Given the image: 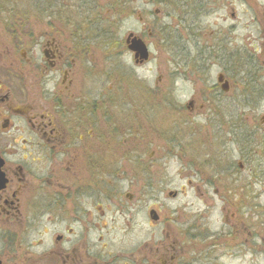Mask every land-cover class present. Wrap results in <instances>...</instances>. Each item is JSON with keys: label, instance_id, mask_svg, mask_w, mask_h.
<instances>
[{"label": "flooded vegetation", "instance_id": "af4514ba", "mask_svg": "<svg viewBox=\"0 0 264 264\" xmlns=\"http://www.w3.org/2000/svg\"><path fill=\"white\" fill-rule=\"evenodd\" d=\"M253 1L112 0L104 8L94 0H0V264H230L223 260L235 256L237 264H264L255 192L256 182L264 185V60L221 62L214 82L205 55L192 69L205 87L186 105L177 81L187 68L157 64L153 86L147 76L152 39L187 49L191 40L210 54L221 39L199 45L176 29L237 17L262 25L264 0ZM130 33L148 46V59L128 49ZM232 99L241 110L235 118ZM207 104L222 146L235 127L244 134L250 210L229 235L235 254L225 232L212 230L216 205L186 194L196 185L203 202L201 188L222 179L206 172L215 164L190 116Z\"/></svg>", "mask_w": 264, "mask_h": 264}, {"label": "rangeland", "instance_id": "374dc122", "mask_svg": "<svg viewBox=\"0 0 264 264\" xmlns=\"http://www.w3.org/2000/svg\"><path fill=\"white\" fill-rule=\"evenodd\" d=\"M97 1L99 6L106 7V5L112 4V0H94ZM95 3V5L97 4ZM252 2H254L252 0ZM247 8H250L247 5ZM245 6H236V10L238 14L239 10L245 9ZM228 11L231 9L228 7ZM223 12V11H222ZM244 13V12H242ZM111 20H114L111 18ZM134 20V19H133ZM263 24L256 23L255 21L246 19L241 20L235 18V20H227L225 22H216L212 19H209L207 23L203 24V26H193L188 28L176 29L179 31V36L187 37L190 34L194 38H199L197 41L199 45L203 42L206 44L222 41V50L224 49V56H221L218 52L212 53V57H209L211 62L215 64L214 68L211 70V75L213 77L214 82H217V73L221 69L219 65L222 63H232L237 64L238 62H244L252 59H261L264 60V20H261ZM132 21H128L127 25L131 24ZM135 23V21L133 22ZM103 26L111 25L109 21L102 24ZM174 29L166 30L171 34V37L175 36L176 33ZM124 30H120V35H126L123 33ZM158 32V31H154ZM189 35V36H190ZM198 35V36H197ZM207 35V36H206ZM202 39V41H201ZM170 41V40H169ZM190 44L186 45L190 49L184 48V42L180 43L178 40L171 42H163L162 40L152 39V44L150 46L152 51L151 62L147 65L149 70H152L147 73L148 79L151 81V86H153L155 79L158 77L159 72L156 67L157 64H162L160 69H169L173 67L187 68L179 76V80L177 81L178 88L181 91V99L183 103L186 105V102L189 98H191L195 94L196 87H205V83L196 84L193 79L194 73L192 69L195 66L204 65L205 55H209L206 50L205 54H201L197 51V46L189 41ZM254 51H257L255 53ZM227 52V54H226ZM204 55V56H203ZM256 56V58H255ZM124 60L128 61L132 69H136L134 63L132 62V58L129 55H125ZM174 62H176L174 64ZM177 62H179L177 64ZM192 71H191V70ZM185 72V73H184ZM184 73V74H183ZM204 84V85H203ZM230 95L237 96V91L235 88H232L230 91ZM236 98V97H235ZM239 102L232 99L230 103H228V111L234 115V118L241 113L239 108ZM223 109V104L221 105ZM224 110V109H223ZM227 113V109L225 110ZM213 111L209 110V105L207 104L202 109H199L196 106L194 113L190 114L188 109H185V115L190 114V116L196 117V122L198 124L197 131L201 132V135L198 136V139L203 143L198 144L203 146L202 153L210 152L209 155L212 158V163L214 168L207 169L206 172L209 174L213 172L214 169L221 174V181L219 180L217 183H211V185L207 184L201 188V192L203 193V202L199 198H195V191L197 190L196 185H188L186 187V194L190 192L193 194V200L198 201L200 205H216V207L210 209V222L212 230L225 232L226 237H228V250L230 254H235L232 250H235V239L233 237H229L230 234L234 233L235 227H233L234 223L238 221L239 216H247L249 215L250 203L248 196V188L246 184L247 180V164L244 157L243 151V129L241 127L234 128L233 131L227 135H225L226 145L222 146L220 142H218L216 132L214 128H216L213 120L211 119V114ZM264 114V105L261 106L259 111V116ZM235 120V119H234ZM264 127V126H263ZM189 128V126H187ZM260 138L264 139V130L259 131L257 133ZM246 135V133H245ZM218 142V143H217ZM219 144V145H218ZM240 164H243V167L240 169ZM210 173V174H211ZM232 174V175H231ZM237 179V180H236ZM210 179L207 180V182ZM186 179L182 181H177V185L181 183H186ZM245 185V188L244 186ZM242 186L244 188V192H239L240 189L235 190L237 187ZM217 190V193H216ZM235 190V191H234ZM255 192L257 193V200L259 208H257V214L259 218H264V185L260 182H256ZM261 195V196H258ZM207 203H206V202ZM234 239V240H233ZM236 257V256H235ZM235 257L225 258L223 262H229L230 264H237L238 260ZM245 264H249L248 261Z\"/></svg>", "mask_w": 264, "mask_h": 264}, {"label": "water", "instance_id": "95a60500", "mask_svg": "<svg viewBox=\"0 0 264 264\" xmlns=\"http://www.w3.org/2000/svg\"><path fill=\"white\" fill-rule=\"evenodd\" d=\"M131 36H132V33L128 37L129 49H132L133 51H135L136 57L147 59L149 57V49L147 48L145 42L142 40V38H137V37L130 38ZM222 80H223V77L220 76L219 81L222 82ZM222 88H226V90H228L227 87L224 86V84L222 85Z\"/></svg>", "mask_w": 264, "mask_h": 264}, {"label": "trees", "instance_id": "16d2710c", "mask_svg": "<svg viewBox=\"0 0 264 264\" xmlns=\"http://www.w3.org/2000/svg\"><path fill=\"white\" fill-rule=\"evenodd\" d=\"M224 49L226 50L225 47H223V50H222V46H219V48L217 50L215 49V50H213L211 52L209 50L210 56L209 55H206V56L212 57V52H215V51L218 52L221 56H224L225 55ZM226 54H227V52H226ZM243 193H245V192H243Z\"/></svg>", "mask_w": 264, "mask_h": 264}]
</instances>
